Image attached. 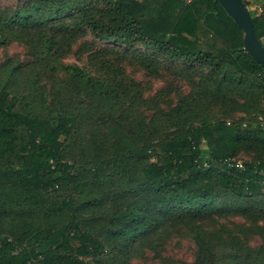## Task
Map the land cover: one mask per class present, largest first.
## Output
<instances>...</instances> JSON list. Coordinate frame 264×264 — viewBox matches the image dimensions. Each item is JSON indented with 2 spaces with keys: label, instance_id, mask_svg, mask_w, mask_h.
Masks as SVG:
<instances>
[{
  "label": "trees",
  "instance_id": "16d2710c",
  "mask_svg": "<svg viewBox=\"0 0 264 264\" xmlns=\"http://www.w3.org/2000/svg\"><path fill=\"white\" fill-rule=\"evenodd\" d=\"M242 1L264 47V0ZM243 37L216 0L0 6V50L27 56L0 63V264H175L172 236L195 246L182 264H264V68Z\"/></svg>",
  "mask_w": 264,
  "mask_h": 264
},
{
  "label": "rangeland",
  "instance_id": "374dc122",
  "mask_svg": "<svg viewBox=\"0 0 264 264\" xmlns=\"http://www.w3.org/2000/svg\"><path fill=\"white\" fill-rule=\"evenodd\" d=\"M16 0H0V6H10L13 5ZM248 10L252 13L255 11L254 6H248ZM18 57V59L23 60L26 59L27 56L24 54V50L21 46L13 43L8 45L7 47L0 50V63L5 61L7 58ZM67 62H74V59L68 58ZM139 78V73L136 75ZM161 85L160 82H154L153 87L158 88ZM187 87H183V91H186ZM259 120L261 118L259 117ZM248 159V157H242L241 160L243 161ZM221 222H225L221 220ZM233 222H237L235 219ZM228 225V224H227ZM262 243L259 237L254 236L250 239L249 244L251 246H260ZM195 252V246L188 238H178V237H170L167 238L166 243L161 250L162 257L166 258L169 261L174 262L175 264H182V263H190L193 261ZM152 253H146L143 258L137 257L134 258L131 263L132 264H156L158 262V258L155 257ZM139 258V259H138Z\"/></svg>",
  "mask_w": 264,
  "mask_h": 264
},
{
  "label": "water",
  "instance_id": "95a60500",
  "mask_svg": "<svg viewBox=\"0 0 264 264\" xmlns=\"http://www.w3.org/2000/svg\"><path fill=\"white\" fill-rule=\"evenodd\" d=\"M216 1L242 30L244 34L243 49L264 68V47L255 34L251 16L245 6L246 3L242 0Z\"/></svg>",
  "mask_w": 264,
  "mask_h": 264
},
{
  "label": "built area",
  "instance_id": "2783aa9c",
  "mask_svg": "<svg viewBox=\"0 0 264 264\" xmlns=\"http://www.w3.org/2000/svg\"><path fill=\"white\" fill-rule=\"evenodd\" d=\"M185 1H186V2H189V1H191V0H185ZM235 166H236V167H240L241 165H240V163L238 162V163H236ZM27 264H40L39 258L32 259V260L28 261Z\"/></svg>",
  "mask_w": 264,
  "mask_h": 264
},
{
  "label": "crops",
  "instance_id": "0c3cea01",
  "mask_svg": "<svg viewBox=\"0 0 264 264\" xmlns=\"http://www.w3.org/2000/svg\"><path fill=\"white\" fill-rule=\"evenodd\" d=\"M137 1H141V0H137Z\"/></svg>",
  "mask_w": 264,
  "mask_h": 264
}]
</instances>
